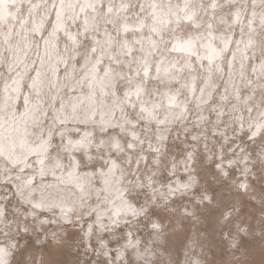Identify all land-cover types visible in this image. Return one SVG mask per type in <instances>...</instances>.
I'll use <instances>...</instances> for the list:
<instances>
[{
	"label": "bare ground",
	"instance_id": "bare-ground-1",
	"mask_svg": "<svg viewBox=\"0 0 264 264\" xmlns=\"http://www.w3.org/2000/svg\"><path fill=\"white\" fill-rule=\"evenodd\" d=\"M199 2L201 0H182L176 4L174 0H165L161 4L155 1L149 11L136 20L130 19V0L117 6L110 0H54L53 4L49 0H0V73L2 66H7L9 73L0 84L3 90L0 95V175L1 181L11 175L18 186L25 184L23 195L40 205L39 209H31L37 213L36 217L29 216L35 229L54 223V236L60 232L65 235L68 226L64 223L77 226L75 222L80 221L84 225L78 229L80 235L95 238L109 248L110 240L102 237L104 233L116 231L120 221L129 219L126 216L141 212L129 199V188L152 197L146 201L143 209L146 211L150 206L160 205V199H171L189 192L188 187H194L195 174L191 171L192 181L179 180L176 184L170 183L168 188L160 182L165 158L175 159L172 150L165 152L171 149L166 140L174 131H177L174 144L189 139L187 132L193 135L195 144L188 161L194 164L201 155L206 162H215L217 157L209 139H218L213 133L230 142L240 139L232 133L238 126L239 132L246 134V130L264 125V55L260 59L262 63L257 59L264 49L258 38L264 31V0H227L228 7L235 4L231 9L234 14L231 20L221 15L219 21L229 29V34L225 31L218 34L215 30L216 10L223 13L225 5L220 0H212L209 9L213 10L210 15L214 18L209 28L203 27L188 36L175 34L168 44L170 36H165L168 25L169 30H180L182 21L195 24L197 28L203 26L198 18L203 10ZM25 3L31 7L29 15L20 17L19 10ZM105 3L107 11L100 9ZM41 11L44 18L58 14L53 37L45 40V22L41 24L44 18L39 17ZM250 12L252 17L248 18ZM77 21L82 26L81 33L70 26ZM109 25L114 26L115 31ZM231 25L245 28L248 33L236 40ZM32 32L41 35L42 41L36 43ZM63 34L71 45L67 44L66 54L61 56L58 40ZM88 35L93 39L92 53L82 56L80 72V67L72 60L83 53L82 39L84 42ZM228 53L230 58L226 61ZM62 67L68 68L64 79L58 72ZM223 77L226 82L221 84L222 91L217 90ZM25 82L32 87L31 91H23ZM123 82L127 83L125 94L121 96L117 87ZM151 82L154 83L152 92L148 88ZM67 88L71 95L65 91ZM245 89L249 91L246 95ZM23 93L26 108L20 113L15 106ZM212 108L216 119L209 116ZM130 110H134L139 119L127 116ZM50 112L52 114L48 115ZM47 117L50 121L45 124ZM179 126L184 130L181 133ZM56 136L62 142L58 155L51 151ZM253 140L262 141V137ZM244 148L243 144L240 149ZM79 152L86 155V165ZM35 154L37 163H29ZM223 156L224 152L218 167L221 172L227 174L231 171L229 168H238L246 174L244 180L233 181L235 189L240 190L239 186L247 191L252 189L248 180L253 173L248 163L249 151L233 159ZM96 158L100 161L93 167ZM174 165L172 162V169ZM84 166H88L87 169ZM172 169L168 168L171 173ZM21 170L20 179L16 180ZM49 177L58 180L50 181ZM28 179L34 182L28 184ZM6 201L0 196V202ZM46 212L53 216L49 217ZM93 212L96 221L93 218L85 225L84 217ZM106 215L116 227H104ZM96 222L100 226L99 234H96ZM28 229V233L34 234L33 226L28 224ZM11 258L8 249L3 260Z\"/></svg>",
	"mask_w": 264,
	"mask_h": 264
},
{
	"label": "rangeland",
	"instance_id": "rangeland-1",
	"mask_svg": "<svg viewBox=\"0 0 264 264\" xmlns=\"http://www.w3.org/2000/svg\"><path fill=\"white\" fill-rule=\"evenodd\" d=\"M49 1H51L52 4L54 3V0ZM125 1L126 0H110L111 4L114 6L124 4ZM130 1V19L135 18L136 20L139 15H145L146 12L149 11L153 2L158 1L161 4L165 3V0ZM220 1L223 2L225 7L222 9L224 10L223 13L219 9V11L216 10L215 16L218 21L216 22L217 27L215 30L218 34L220 31H225L229 34V29H227L224 24L220 23L219 18L221 15H224L231 20L232 14H234L231 9L235 4L228 7L227 0ZM174 2L176 4L182 3V0H174ZM211 2L212 0H201V2H199L201 7H203V10L199 13L198 18L203 21V26L197 28L195 27V24L182 21L179 26V28H181L180 30H169L168 25L165 36H170V39L167 43L170 44L172 42L175 34L188 36L190 33L202 30L203 27L205 30L208 29L210 26L209 22L214 18L210 15V12H213V10L209 9ZM30 9L31 7H29V4L25 3L23 8L19 10L20 17L29 15ZM100 9L107 11V4L105 3L102 5ZM73 11L76 13V8ZM41 16L43 17L42 11L39 12V17L41 18ZM251 17L250 12L248 18ZM57 18L58 14L52 13L51 17L41 20V24H43L42 22H45L43 27L44 40L48 37H53ZM148 18L150 19V17ZM70 26L73 30L79 29L80 33L82 32L80 21H77L75 24L71 23ZM110 27L115 31L114 26ZM230 27L233 28V36L236 40H240L248 33L245 32L247 30L245 28L240 29L239 26L233 27V25ZM242 32H244V35H242ZM31 36L36 39V43L41 42L43 39L41 35H35L33 32ZM258 38L259 42L262 44V48H264V31H262ZM235 41L233 42V45H236ZM58 43L60 49L59 53L63 56V54H66L67 44L71 45V42L66 39L63 34L59 37ZM92 46L93 39L88 35L87 38H84V42L82 39L81 48H83V53L80 56H77L76 59L72 60L75 65L80 67V72L83 70L82 56L87 52L91 54ZM42 47L43 45L41 46V49ZM261 51L260 54L258 53L257 58L259 59V63H262L260 59L264 55V49ZM136 52L139 53L140 50ZM251 54V56H253V53ZM229 58L230 53L227 54L226 61L229 60ZM194 60L198 66L199 72H202V68L199 65L197 58H194ZM251 61L255 62V59H252ZM68 67L72 66L69 65ZM66 69L68 70V68L62 67L58 71L59 74H61L60 78H65ZM33 73L34 72L32 71L31 75ZM7 74H9L7 66H2L0 73V79H2L0 84L3 81V77ZM224 80L225 77L220 80L217 90L222 91L221 84H225L226 82ZM126 83L127 82L120 83L117 87V91L121 96L125 94L124 87ZM152 84L154 83L151 82L148 86V88L151 89V92L153 90ZM23 86V91H31L32 89L27 82H25ZM81 87L86 89L84 86ZM65 91H67V94L71 95V90L69 88ZM74 92H76V90ZM2 93L3 90L1 91L0 86V95H2ZM247 93H249V91L245 89V95ZM26 94L25 96H27ZM152 94L154 95V93ZM218 104L219 102L217 101L216 105ZM15 108L20 113H24L26 108L24 93L20 99L18 98V103ZM50 114H52V112L48 115ZM127 116L139 119L138 114H136L134 110H130ZM209 116L213 119L217 118L216 112H213V108L209 111ZM45 119V124L50 121V118L48 117ZM141 122L144 123V121ZM192 123V121L189 122L190 125ZM4 125L6 126L8 124L4 123ZM178 128L180 133L184 131L181 126ZM115 129H117L114 130L117 135L119 134L122 137L118 128ZM237 129L238 130H234L232 133L238 135L240 139H233L230 142H227L224 137L218 136L217 133H213L212 136L217 135L218 139H209L212 147L211 150H215L213 154L217 157L215 162L208 163L205 161V156L201 155L196 158L194 164L188 161L195 144L192 138L193 135L187 132L186 134L189 139L184 138L181 142L177 141L178 143L174 144L173 140L177 139L175 137L177 131H174L166 140V144L171 146V149L169 148V150L167 149L165 152L172 150L175 159L164 157L166 159V166L163 168L162 174H160V182L163 183L165 188H168L170 183L176 184L179 180L186 182L192 181V178L189 177L191 171L195 174L194 187H188L189 192L175 195L176 198H174L175 196H172L171 199H160L162 205L150 206L146 211L143 210L146 201H150L152 197L148 194L145 195L133 192L134 187H131V189L129 188L128 197L135 203L142 214L137 211L135 215L126 216L129 219H126L125 222L120 221L122 225L119 224V226L113 224L108 215L104 216L105 228L110 229L117 226L116 231H106L102 236L106 237V240H110L109 248H107L106 243H102L95 238L88 239L84 235H80L78 229L84 227V225L80 224V221L75 222L77 226L64 223V225L68 226L66 234L64 235L60 232L56 233L54 236L53 232L56 228L54 223H52L51 226H44L43 228L38 227L35 229V225L28 220L29 226H33V229H35L34 234L28 232L24 234H12L18 242V247L15 249L9 248L12 258L6 260L7 264H104L105 260L109 259V257L114 261V264H264V138H262V141H254L247 135L249 132L248 130L245 131L246 134H241V132H239L240 126H238ZM36 130L39 131V127L36 128ZM141 130L144 131L145 127H142ZM230 138L232 139V136H230ZM123 140L128 143L126 137H123ZM187 140L191 141V143L187 142ZM243 144L245 145V148L240 149ZM177 145L178 147H181L178 148ZM52 147L51 151H55L54 154L61 152L62 142L59 140V136L53 138ZM246 151H249L250 159L248 163L251 166V170H253V173L248 177L252 189L247 191L246 188L239 186L240 190L237 191L233 181L239 182L244 180L246 174L241 173L238 168H229L231 171L226 174L221 172L218 167L223 152V158L233 159L239 157ZM95 153L98 154V152ZM77 154L80 156L81 161L86 165L88 162L86 155L80 152ZM35 157H37L36 154L32 156L28 162L31 164L37 163V158ZM99 161L100 159L96 158L95 163L91 166L97 167ZM172 162H175L173 169L171 167ZM102 164H104V162H102ZM87 167L88 166H84V169H87ZM104 167L106 168V164H104ZM168 168L172 169L174 172L171 173ZM192 168L193 170H191ZM148 170L150 171V166L148 167ZM49 178L50 181L58 180L53 177ZM1 180L2 176L0 175V196L6 199L11 197L10 202L8 199L6 201L9 208L11 209L15 206L16 208L23 209L21 211L23 212L26 205L19 204L20 197L17 196L18 190H14L10 184L3 183ZM127 184L129 185L130 183L128 182ZM39 186L40 185L38 184L37 187ZM209 194H212V196ZM211 199L215 202L213 203ZM46 213L49 217L53 216L51 212ZM17 215H19V213L13 214L10 212V218L14 219ZM84 218L85 225L91 223V219L94 218L95 221L97 219L94 212ZM95 224L96 234H99L100 226L97 222ZM88 228L89 226H87L86 230H88ZM116 232L119 234L111 236V234ZM51 233H53V237ZM129 233H131V236H129ZM58 234L61 235V238L57 237ZM54 239L55 242L53 241ZM56 243L58 245H56ZM57 246L60 248L58 249ZM105 252L109 253V257L104 256ZM121 253H123V257L122 259H119L118 257Z\"/></svg>",
	"mask_w": 264,
	"mask_h": 264
},
{
	"label": "snow or ice",
	"instance_id": "snow-or-ice-1",
	"mask_svg": "<svg viewBox=\"0 0 264 264\" xmlns=\"http://www.w3.org/2000/svg\"><path fill=\"white\" fill-rule=\"evenodd\" d=\"M128 99L131 100V97H128ZM247 135L249 136L250 139H254L257 136L264 138V125H258L256 129L250 130L247 133ZM12 171L16 172V169L13 168ZM22 172L23 170H21L20 173L17 174L16 180L20 179ZM2 182L6 184H10V186L14 190L18 189L17 196L21 197L19 199V203L22 205H26L24 211L21 212L20 209L16 208L15 206H13L10 209L8 203L0 202V264H7V262L3 260V256L8 254L9 248L15 249L18 247V242L12 234L13 233L24 234L29 231L28 229L29 216L35 218L37 215L36 212L30 211V209H39L40 205L38 203H33L30 199H28L23 195L24 188L26 187V185L21 184L18 186L17 183L13 180V177L11 175H6ZM33 182L34 181H32L31 179L27 180L28 184H31ZM7 199L9 200V202L11 201V197ZM10 212L13 214L19 213V215L15 216V218L13 219L10 218ZM133 215H135L134 212ZM129 236H131V233H129ZM104 256L109 257V253L105 252ZM122 257H123V253H121L118 258L122 259ZM104 264H114V261L109 257V259L105 260Z\"/></svg>",
	"mask_w": 264,
	"mask_h": 264
}]
</instances>
